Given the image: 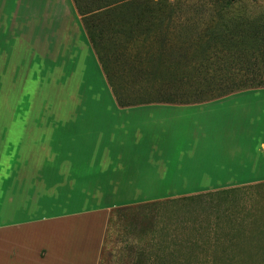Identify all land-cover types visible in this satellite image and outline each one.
Instances as JSON below:
<instances>
[{
    "label": "rangeland",
    "instance_id": "1",
    "mask_svg": "<svg viewBox=\"0 0 264 264\" xmlns=\"http://www.w3.org/2000/svg\"><path fill=\"white\" fill-rule=\"evenodd\" d=\"M16 3L0 0V223L127 204L116 216L103 264H264V127L238 103L226 101L238 108L206 113L193 128L196 133L174 127L160 133L155 122L162 114L153 110L141 120L152 121L150 126L127 135H109L112 130L106 129L98 136L94 123L106 114L91 109L108 105H78V114L63 100L73 94L110 97L96 62L84 56L88 52H80L87 78L80 88L61 87L58 73L55 82L46 78L51 66L45 14L63 11L66 4ZM243 6L257 15L264 0H244ZM79 44L71 31L59 48L75 52ZM54 61L60 63L61 57ZM118 144L134 151L123 169L126 175L109 178L123 183H59L63 177L51 178L50 184L12 183L20 176L32 181L48 176L58 163H49L45 151L50 147H62L67 155L80 146ZM97 188L111 198H94Z\"/></svg>",
    "mask_w": 264,
    "mask_h": 264
},
{
    "label": "trees",
    "instance_id": "2",
    "mask_svg": "<svg viewBox=\"0 0 264 264\" xmlns=\"http://www.w3.org/2000/svg\"><path fill=\"white\" fill-rule=\"evenodd\" d=\"M243 2L74 0L104 70L134 79L110 81L121 106L203 103L264 87V11L249 14Z\"/></svg>",
    "mask_w": 264,
    "mask_h": 264
},
{
    "label": "crops",
    "instance_id": "3",
    "mask_svg": "<svg viewBox=\"0 0 264 264\" xmlns=\"http://www.w3.org/2000/svg\"><path fill=\"white\" fill-rule=\"evenodd\" d=\"M68 1V2H67ZM4 2V0H1ZM17 7L21 0H17ZM66 6L64 10L46 13L44 26L46 59L50 60L51 67L47 68L46 78L52 82L57 80V73L60 75L61 87L80 88L82 82L87 80L83 65L84 56H90L98 67V76H102L107 81L110 88V97H82L77 94L64 98L65 102L72 106L71 111L80 109L82 104H107L104 109L93 108V112L103 110L101 121L95 122L98 136H104L105 130L109 129V135L128 134V131L143 129L152 124V121L143 120V116L158 111L162 115L156 120L157 128L163 129L174 127L182 129L184 134L196 133L193 128H198L202 122L199 120L206 113H219L225 110H236L242 108L243 112L251 115L257 122V126L264 127V87L236 92L213 101L195 104H170V103H145L135 106H121L118 98L112 90L113 81L115 85H122V82L133 81L132 78H120L119 73L112 70L107 73L100 62L98 51L84 26L74 0H61ZM50 7V6H49ZM73 31L79 37L78 50L72 52L68 47L60 50L59 44H63L67 33ZM70 36V34L68 35ZM51 39V40H50ZM50 40V42H49ZM82 41V42H81ZM55 42V47L54 43ZM70 40H67L69 44ZM86 51L84 56L80 52ZM80 55L83 56L80 58ZM60 59L57 63L54 60ZM55 63V65H54ZM102 74V75H101ZM122 77V76H121ZM226 101L238 103L225 104ZM88 111L89 109L86 108ZM78 111V110H77ZM85 109H83V112ZM81 112L78 111V114ZM172 114L169 119L166 114ZM118 116V117H115ZM104 118V119H103ZM140 121V122H136ZM134 135H141L135 130ZM264 145V144H263ZM132 147L126 148L120 144L111 146H80L76 149H69L67 155H62V147H50L45 151L51 164L55 161V166L51 165L48 176H36L32 181L25 176H20L19 181L12 183L50 184L51 178L63 177L65 180L75 184L79 182L102 183V179H107L105 183H123L121 179L126 173L127 158H131ZM193 151V150H192ZM61 154V155H60ZM87 178L88 180H84ZM9 179H5V182ZM4 182V183H5ZM126 183V182H124ZM10 184V183H8ZM203 191H210L204 189ZM94 198L110 199L102 195L97 188ZM155 200V199H154ZM125 205H113L99 207L77 212H62L52 216H42L27 220L10 221L0 223V264H103L106 251L109 249L110 234L113 232L116 216L122 211Z\"/></svg>",
    "mask_w": 264,
    "mask_h": 264
}]
</instances>
